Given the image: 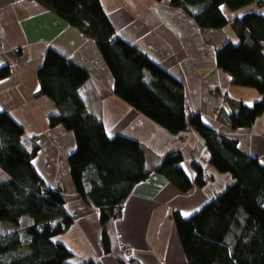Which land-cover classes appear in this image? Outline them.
I'll return each instance as SVG.
<instances>
[{
  "label": "trees",
  "instance_id": "1",
  "mask_svg": "<svg viewBox=\"0 0 264 264\" xmlns=\"http://www.w3.org/2000/svg\"><path fill=\"white\" fill-rule=\"evenodd\" d=\"M31 1L53 11L96 42L120 99L173 134L189 129L198 132L206 142L214 168L233 176L232 185L192 216L174 213L188 264H264V164L242 151L237 140L208 127L199 114L186 113L181 81L139 48L116 37L101 0ZM254 2L170 0L172 6L190 13L205 30L229 24L222 6L236 11ZM232 27L239 43L223 44L216 54L217 65L232 77L234 85L255 88L262 95L252 105L228 100L232 113L227 121L233 129H242L251 127L264 114V14L245 13L233 20ZM10 75V67L0 69V80ZM38 78V94L49 97L58 109L50 116V126H63L76 138L69 165L77 192L88 205L100 210L103 225L117 219L133 187L150 176L145 149L134 139L110 136L88 110L79 89L90 75L82 67L50 49ZM24 135V126L0 111V169L7 176L0 180V264H70L73 254L56 238L68 230L74 218L60 193L46 187L34 165L39 146L34 143L28 150ZM183 161L182 152H170L156 172L182 193L194 186L203 187L206 180L202 167L194 163L197 178L193 182ZM116 209L120 210L118 217L113 215ZM102 243L110 252L106 232Z\"/></svg>",
  "mask_w": 264,
  "mask_h": 264
},
{
  "label": "crops",
  "instance_id": "2",
  "mask_svg": "<svg viewBox=\"0 0 264 264\" xmlns=\"http://www.w3.org/2000/svg\"><path fill=\"white\" fill-rule=\"evenodd\" d=\"M101 2L116 37L139 48L181 81L192 111L208 127L237 140L242 151L264 164V114L249 128L233 129L227 121L232 113L228 100L252 105L262 95L255 88L234 85L216 61L223 44L239 43L233 20L249 12L264 14V0L236 11L222 6L229 24L217 30L202 29L190 13L172 6L170 0ZM50 49L89 73L79 92L108 134L134 139L146 151L150 176L133 187L121 215L104 225L100 210L83 200L71 177L69 157L76 149L74 133L63 126H50V116L58 109L49 97L38 94V70ZM6 66L11 68V75L0 80V111L24 126L23 143L28 150L38 144L34 165L46 187L64 198L74 218L68 230L56 238L73 254L70 264H188L174 213L192 216L235 182L230 173H220L211 164L204 138L191 129L173 134L120 99L96 42L38 2L0 0V69ZM214 92L223 94V101ZM219 104L222 112L216 113ZM174 151L182 152V166L193 182L197 178L194 163L202 167L207 175L203 187L194 186L182 193L156 172L164 156ZM6 178L0 169V180ZM4 225L13 229L8 223ZM104 232L110 239V252L103 247ZM120 242L132 252L120 251Z\"/></svg>",
  "mask_w": 264,
  "mask_h": 264
},
{
  "label": "built area",
  "instance_id": "3",
  "mask_svg": "<svg viewBox=\"0 0 264 264\" xmlns=\"http://www.w3.org/2000/svg\"><path fill=\"white\" fill-rule=\"evenodd\" d=\"M214 94L217 95L218 97H220V99L223 101V98H224L223 94H221V93L219 94L217 92H214ZM221 109H222V104H219L217 106V108H216V111L219 113L221 111ZM185 111H186L187 114L192 112V109H191V106H190V102H189V100L187 98L185 99ZM204 178L207 179V175L206 174H205ZM119 214H120V210H118V209H116V211H114V213H113V215L115 217H118ZM118 247H119L120 251H125V252H128V253L132 252V248L130 246L126 245L123 242H120Z\"/></svg>",
  "mask_w": 264,
  "mask_h": 264
},
{
  "label": "rangeland",
  "instance_id": "4",
  "mask_svg": "<svg viewBox=\"0 0 264 264\" xmlns=\"http://www.w3.org/2000/svg\"><path fill=\"white\" fill-rule=\"evenodd\" d=\"M148 79H149V76H148ZM148 79H147V80H148ZM27 221H28V219L26 218V219L24 220L23 226L26 225Z\"/></svg>",
  "mask_w": 264,
  "mask_h": 264
},
{
  "label": "snow or ice",
  "instance_id": "5",
  "mask_svg": "<svg viewBox=\"0 0 264 264\" xmlns=\"http://www.w3.org/2000/svg\"><path fill=\"white\" fill-rule=\"evenodd\" d=\"M186 215H187V213H186Z\"/></svg>",
  "mask_w": 264,
  "mask_h": 264
}]
</instances>
